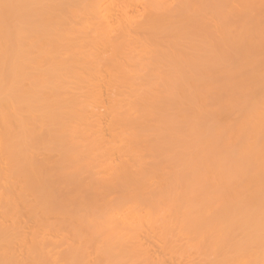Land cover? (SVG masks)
Returning a JSON list of instances; mask_svg holds the SVG:
<instances>
[{
    "label": "bare ground",
    "instance_id": "obj_1",
    "mask_svg": "<svg viewBox=\"0 0 264 264\" xmlns=\"http://www.w3.org/2000/svg\"><path fill=\"white\" fill-rule=\"evenodd\" d=\"M0 264H264V0H0Z\"/></svg>",
    "mask_w": 264,
    "mask_h": 264
}]
</instances>
